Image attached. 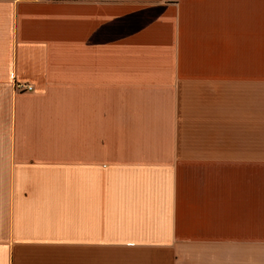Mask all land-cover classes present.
Instances as JSON below:
<instances>
[{
    "label": "crops",
    "instance_id": "crops-1",
    "mask_svg": "<svg viewBox=\"0 0 264 264\" xmlns=\"http://www.w3.org/2000/svg\"><path fill=\"white\" fill-rule=\"evenodd\" d=\"M0 264H264V0H0Z\"/></svg>",
    "mask_w": 264,
    "mask_h": 264
},
{
    "label": "built area",
    "instance_id": "built-area-1",
    "mask_svg": "<svg viewBox=\"0 0 264 264\" xmlns=\"http://www.w3.org/2000/svg\"><path fill=\"white\" fill-rule=\"evenodd\" d=\"M18 88L25 90V91H30V90H32V85H30V84H19Z\"/></svg>",
    "mask_w": 264,
    "mask_h": 264
}]
</instances>
